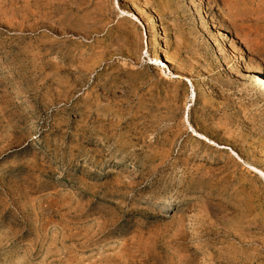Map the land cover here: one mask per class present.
Instances as JSON below:
<instances>
[{
    "label": "rangeland",
    "instance_id": "rangeland-1",
    "mask_svg": "<svg viewBox=\"0 0 264 264\" xmlns=\"http://www.w3.org/2000/svg\"><path fill=\"white\" fill-rule=\"evenodd\" d=\"M252 69L264 0H0V264H264Z\"/></svg>",
    "mask_w": 264,
    "mask_h": 264
},
{
    "label": "bare ground",
    "instance_id": "bare-ground-1",
    "mask_svg": "<svg viewBox=\"0 0 264 264\" xmlns=\"http://www.w3.org/2000/svg\"><path fill=\"white\" fill-rule=\"evenodd\" d=\"M32 29V28H31ZM158 30V28H157ZM155 32H158L155 30ZM152 40V39H151ZM153 41H154V47H153V51L157 52L159 55L158 56H161L162 54V49H161V45H160V42L159 40L157 39V34H155L153 36ZM219 50V49H218ZM216 51V50H215ZM218 53V52H217ZM216 54V53H215ZM157 56V55H156ZM163 56V55H162ZM219 56V54H218ZM156 60V59H155ZM157 61V60H156ZM168 62V59L163 56V57H159V64H162V65H166V63ZM222 65V64H221ZM252 76H253V79L261 86L263 87L262 89H264V70H258V69H252ZM91 79V78H90ZM257 86V85H256ZM193 89V88H192ZM261 90V89H260ZM194 93V91L192 92ZM207 130V129H206ZM225 137H229V136H225ZM222 139V138H221ZM226 139V138H225ZM248 163V162H247ZM220 164V163H219ZM223 167V166H222ZM224 168V167H223ZM222 168V169H223ZM251 168L255 169V170H258V172L264 176L263 172L261 170L258 169V167L256 166H251ZM205 172V171H204ZM207 172V171H206ZM226 173V171H224ZM240 180V179H239ZM231 181V180H230ZM236 182V181H235ZM244 182V181H243ZM233 183V182H232ZM235 184V183H234ZM242 184V183H241ZM238 185V184H237ZM236 185V186H237ZM248 185V184H247ZM244 186V185H243ZM242 186V187H243ZM249 186V185H248ZM241 187V188H242ZM238 188V187H237ZM244 188V187H243ZM246 188V187H245ZM250 188V187H249ZM237 190V189H236ZM242 191V189H241ZM233 193V192H232ZM230 199V198H229ZM226 204H224L225 206ZM227 206V205H226ZM235 206V205H234ZM235 208V207H234ZM231 209V208H230ZM227 210V209H226ZM232 210V209H231ZM234 211V210H233ZM243 211V210H242ZM238 212V211H237ZM223 213V211H222ZM243 214V213H242ZM242 217V216H241ZM181 262V261H180ZM181 264V263H180Z\"/></svg>",
    "mask_w": 264,
    "mask_h": 264
}]
</instances>
